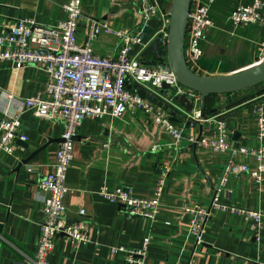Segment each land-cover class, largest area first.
<instances>
[{
	"label": "crops",
	"instance_id": "crops-1",
	"mask_svg": "<svg viewBox=\"0 0 264 264\" xmlns=\"http://www.w3.org/2000/svg\"><path fill=\"white\" fill-rule=\"evenodd\" d=\"M67 1L0 0V32L22 18L45 26L57 25L65 18L63 6ZM250 3L251 0H216L212 5L214 27L202 42V58L192 67L196 73L219 77L257 65L264 28L235 26L230 21L234 10ZM82 12L79 44L86 39L89 19L131 35L143 29L139 0H82ZM120 47L121 40L110 36H101L94 43L96 54L102 57H117ZM134 57L138 59V54ZM49 81V75L37 68L0 62V116L19 112L23 100L44 93ZM194 93L188 95L194 104L193 115L204 109L203 121L189 119L192 113L188 114L185 104L171 106L183 116L180 123H175L185 127V138L179 141L139 112L122 120L106 117L82 122L66 178L70 192L64 198L67 212L62 218L67 224L85 222L90 241L76 249L59 236L48 264H131L125 254L113 255L111 248L140 249L148 235L152 244L147 264L184 263L191 254L199 264H264V217L260 224L230 211H213L205 243L196 249L183 247L190 224L184 209L210 206L228 159L191 143L189 137L216 139L224 133L218 124L223 122L233 146L264 148V140L258 139L255 114L264 96V84L235 94L211 96L204 106L201 96ZM189 121L193 124L187 125ZM23 129L28 141H18L14 155L0 156V264H28L35 256L42 208L48 196L38 185L51 171L62 145L64 126L59 121L49 122L26 113ZM234 161L250 165L255 162L244 156ZM165 170L167 185L159 220L154 225L129 216L124 206L99 195L103 185H120L130 187L136 197L150 198ZM230 189L232 195L227 193ZM219 200L264 215V184L259 186L246 175L233 176L226 187H221ZM81 210H85V217L80 216Z\"/></svg>",
	"mask_w": 264,
	"mask_h": 264
},
{
	"label": "built area",
	"instance_id": "built-area-1",
	"mask_svg": "<svg viewBox=\"0 0 264 264\" xmlns=\"http://www.w3.org/2000/svg\"><path fill=\"white\" fill-rule=\"evenodd\" d=\"M143 17V29L131 35L126 30L113 29L107 23L89 19L90 27L86 39L78 43L77 33L84 18L82 0H68L63 9L65 18L57 25L45 26L34 19H19L3 32H0V62L11 61L20 68L33 67L44 71L50 77L45 92L32 95L23 100L22 108L13 115L0 116V156L14 155L18 141L27 142L23 129V115L49 122H61L64 126L62 145L56 153L51 171L39 182V189L48 194L42 208L43 218L40 223L39 237L35 256L28 264H48V257L53 252L55 241L64 236L76 249L89 241L86 235V223L79 221L67 224L63 216L67 212L65 196L70 192L66 178L74 161L75 142L79 127L87 119L122 120L128 114L141 113L176 141L185 138V127L176 125L162 108L151 101L141 98L136 87H141L150 94H157L162 84H167L174 92L163 97L169 106H176L175 98L193 91L182 86L168 63L147 66L131 55L132 47L139 43V36L151 20H157L152 38L161 35L165 47L170 12L174 0H139ZM216 0H193L189 15L186 36V56L190 67H195L203 56L202 42L214 27L210 17L212 5ZM235 26L257 25L264 28V0H251L246 6H239L230 15ZM101 36H110L121 40L117 57H102L96 54L94 43ZM151 38V39H152ZM264 62V39L259 45L257 64ZM129 84L131 87H129ZM191 94V95H192ZM258 126V139L264 140V96L255 109ZM189 119L203 121L201 113L189 114ZM224 130L216 139H198L189 137L191 143L219 152L227 156L220 186L209 207L194 206L185 208L190 220L183 247L197 248L205 243V231L213 211H230L246 219H254L261 224L264 215L259 211L242 209L220 202L221 187H226L230 179L244 175L262 186L264 184V148L248 149L231 144L225 132V124L218 122ZM155 148H157L155 146ZM244 156L253 158L254 164L236 163L234 158ZM167 171L158 180L154 194L150 198H139L130 187L103 185L99 195L111 203L124 206L131 217L148 220L152 225L159 220L161 198L167 185ZM232 195L233 191H227ZM85 217V210L80 211ZM151 235L143 239L142 247L129 250L125 247H112L111 253L125 254L131 264H147L146 258ZM199 264L191 254L184 263Z\"/></svg>",
	"mask_w": 264,
	"mask_h": 264
},
{
	"label": "water",
	"instance_id": "water-1",
	"mask_svg": "<svg viewBox=\"0 0 264 264\" xmlns=\"http://www.w3.org/2000/svg\"><path fill=\"white\" fill-rule=\"evenodd\" d=\"M192 2L193 0L173 1L165 47L160 41L162 38L160 34L152 38L157 25V20L154 19L148 22L140 34V42L132 47L131 55L138 54V61L147 66L168 63L179 83L201 96L203 106L210 96L235 94L264 84V62L236 74L219 77L199 75L190 67L186 56V36ZM149 57H152V60H149ZM136 91L141 98L151 101L157 107L166 111L171 116L170 120L172 122L180 123L183 119V116L177 114L173 107L165 104L157 97H168L174 92L167 84H162L156 95L147 93L141 87H136ZM175 103L177 105L185 104L188 114L194 111V104L185 95L175 98ZM203 115L204 109L201 111V116ZM190 124L193 123L189 121L187 125ZM198 139H201V137H198ZM1 231L2 226L0 225V233ZM12 264L22 263L13 262Z\"/></svg>",
	"mask_w": 264,
	"mask_h": 264
},
{
	"label": "trees",
	"instance_id": "trees-1",
	"mask_svg": "<svg viewBox=\"0 0 264 264\" xmlns=\"http://www.w3.org/2000/svg\"><path fill=\"white\" fill-rule=\"evenodd\" d=\"M211 97V96H210ZM209 98V97H208ZM208 98L206 99V101L208 100ZM208 102V101H207Z\"/></svg>",
	"mask_w": 264,
	"mask_h": 264
}]
</instances>
